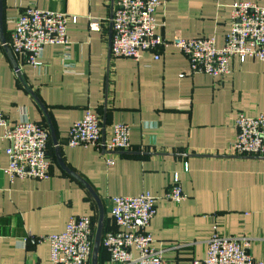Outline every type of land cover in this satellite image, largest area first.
<instances>
[{
    "label": "crops",
    "instance_id": "1",
    "mask_svg": "<svg viewBox=\"0 0 264 264\" xmlns=\"http://www.w3.org/2000/svg\"><path fill=\"white\" fill-rule=\"evenodd\" d=\"M163 1L157 21L166 38L213 36L219 47L235 2L264 7V0ZM112 5L0 0V108L11 121L46 126L51 163L48 180L11 178L9 141L0 126V264H50V244L38 237L63 232L79 215L93 219L90 264H114L102 246L103 235L118 229L112 198L141 193L159 198L150 229L156 245L166 248V264L204 258L215 223L226 235L250 237L252 254L264 259V158L229 152L238 112H264V62L235 58L231 73L219 79L189 75V59L175 46L158 60L148 51L139 60L114 58ZM30 6L68 15L70 56H63V46L48 45L42 68L25 65L18 77L8 42L16 18ZM91 18L102 21L101 31L90 30ZM87 109L100 116L103 140L116 124L130 125L131 150L67 145L68 131ZM175 176L187 194L180 203L165 198Z\"/></svg>",
    "mask_w": 264,
    "mask_h": 264
},
{
    "label": "built area",
    "instance_id": "2",
    "mask_svg": "<svg viewBox=\"0 0 264 264\" xmlns=\"http://www.w3.org/2000/svg\"><path fill=\"white\" fill-rule=\"evenodd\" d=\"M163 5V0H113L111 56L139 60L143 52L148 51L158 60L163 50L175 46L189 59V75L207 74L219 79L231 73V62L235 58L241 62L249 58L264 62V7L258 3L237 1L232 5L231 28L221 47L213 36L166 38L158 31L157 21V11ZM68 22V15L60 11L37 6L22 11L8 42L18 58L15 65L18 77L22 76L25 65L42 68L48 45L63 46V56H70ZM89 28L101 31L102 21L91 18ZM0 126L9 141L6 173L11 178L50 179V134L46 126L31 120L11 121L1 108ZM235 126L237 134L230 145V155L264 158V112L250 116L240 111ZM65 140L69 146H93L103 153L126 152L132 148L130 125L116 124L112 136L103 140L101 118L91 109L73 123ZM107 163L112 166L115 159L110 157ZM165 198L178 203L187 199L178 176ZM158 200L149 193L112 198L111 216L118 229L102 237V246L111 263L166 264V248L156 245L150 229L158 212ZM251 240L245 235H226L215 223L210 230L206 256L194 259L191 264H264L263 258L252 254ZM38 241L50 244V264H90L93 219L89 215L72 216L63 232L39 236Z\"/></svg>",
    "mask_w": 264,
    "mask_h": 264
},
{
    "label": "bare ground",
    "instance_id": "3",
    "mask_svg": "<svg viewBox=\"0 0 264 264\" xmlns=\"http://www.w3.org/2000/svg\"><path fill=\"white\" fill-rule=\"evenodd\" d=\"M112 38V37H111ZM111 42H112V40H111Z\"/></svg>",
    "mask_w": 264,
    "mask_h": 264
}]
</instances>
